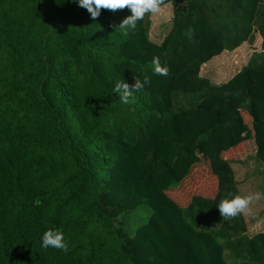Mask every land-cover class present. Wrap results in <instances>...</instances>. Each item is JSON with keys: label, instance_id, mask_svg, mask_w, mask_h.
Segmentation results:
<instances>
[{"label": "trees", "instance_id": "1", "mask_svg": "<svg viewBox=\"0 0 264 264\" xmlns=\"http://www.w3.org/2000/svg\"><path fill=\"white\" fill-rule=\"evenodd\" d=\"M166 3L155 44L151 13L133 30L127 8L93 20L78 0H0V264H264V232L218 210L239 195L231 163L264 167V0ZM255 35L227 81L199 75ZM145 75L121 103L115 85ZM202 171L210 197L189 194ZM141 204L129 234L119 219ZM48 230L67 252L41 246Z\"/></svg>", "mask_w": 264, "mask_h": 264}, {"label": "rangeland", "instance_id": "2", "mask_svg": "<svg viewBox=\"0 0 264 264\" xmlns=\"http://www.w3.org/2000/svg\"><path fill=\"white\" fill-rule=\"evenodd\" d=\"M171 17V6L163 8L160 13L149 15V36L152 41L161 39L169 29ZM234 53H221L216 58L209 60L199 69V75L213 82L227 80L231 75L236 73L246 63L250 53L253 50H259L258 39H254L251 45L244 44L239 47ZM229 63V64H226ZM233 170L236 181V190L240 196H246L250 193L264 194V167L257 161L247 160L229 165ZM204 172L197 174L194 188L189 194H199L205 197H210L215 193L216 182L212 177L202 175ZM198 182V183H197ZM193 183L192 180H187L185 184ZM149 210L141 204L134 211L123 214L119 219L123 229L132 234L137 227L144 223L149 216ZM243 214L245 223V231L247 235L253 233L264 232V199L258 202H253L250 205V211Z\"/></svg>", "mask_w": 264, "mask_h": 264}, {"label": "clouds", "instance_id": "3", "mask_svg": "<svg viewBox=\"0 0 264 264\" xmlns=\"http://www.w3.org/2000/svg\"><path fill=\"white\" fill-rule=\"evenodd\" d=\"M78 5L86 9L93 20L100 16L102 9L115 12L127 8L131 11V15L126 17L118 27L133 30L136 28L137 21L142 20L146 13L157 14L163 8L168 7L166 0H78ZM152 64L154 74L168 75L169 69L166 66H161L159 57H154ZM150 79L149 76L145 75L143 80L135 78L134 85L125 82L117 83L114 92L119 95L121 103L129 104L134 100V93L150 83ZM261 199H264V194L259 192L250 193L246 196L235 195L232 199H223L218 205V210L223 220H228L250 211V205ZM41 246L45 249L52 247L64 252L68 251V244L60 230L46 231L42 236Z\"/></svg>", "mask_w": 264, "mask_h": 264}, {"label": "crops", "instance_id": "4", "mask_svg": "<svg viewBox=\"0 0 264 264\" xmlns=\"http://www.w3.org/2000/svg\"><path fill=\"white\" fill-rule=\"evenodd\" d=\"M259 39V37L257 36V35H255V38L254 39ZM149 39L151 40V38H150V36H149ZM162 39V38H161ZM161 39H159L158 41H152L153 43H155V44H159L160 43V41H161ZM260 42V39H259V41H258V43ZM244 44H247V43H243L242 45H244ZM240 47V46H239ZM238 47V48H239ZM238 49H235V50H233V51H231V52H226V51H223V53H234V52H236ZM217 56H215V57H213L212 59H214V58H216ZM226 64H229V63H226ZM245 65V64H244ZM239 71V70H238ZM231 77V76H230ZM225 81H227V80H224V81H220V82H213L214 84H218V83H223V82H225ZM231 168V167H230ZM232 170V169H231ZM232 173H233V170H232ZM233 178H234V174H233ZM234 181H235V178H234ZM235 183H236V181H235ZM239 194V193H238ZM242 215V217H243V214H241ZM257 233V232H256ZM256 233H253V234H250V235H247V233H246V231H245V235L247 236V237H251L252 235H254V234H256ZM260 233V232H259Z\"/></svg>", "mask_w": 264, "mask_h": 264}]
</instances>
